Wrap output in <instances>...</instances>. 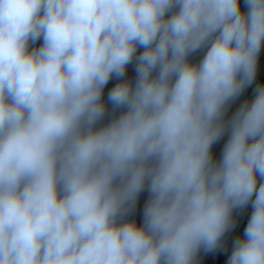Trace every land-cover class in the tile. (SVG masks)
Here are the masks:
<instances>
[{
    "label": "clouds",
    "instance_id": "obj_1",
    "mask_svg": "<svg viewBox=\"0 0 264 264\" xmlns=\"http://www.w3.org/2000/svg\"><path fill=\"white\" fill-rule=\"evenodd\" d=\"M262 49L264 0H0V264H198L249 205L264 264Z\"/></svg>",
    "mask_w": 264,
    "mask_h": 264
},
{
    "label": "trees",
    "instance_id": "obj_2",
    "mask_svg": "<svg viewBox=\"0 0 264 264\" xmlns=\"http://www.w3.org/2000/svg\"><path fill=\"white\" fill-rule=\"evenodd\" d=\"M197 57H194V59H196ZM263 64H264V49H262L261 52V56H260V70L258 71V75H257V80L256 82L250 86L249 88H247L244 93L238 98V102L239 105L241 103H244L245 101L250 100L253 95H254V89L256 87L257 84H264V76L262 74V68H263ZM134 75V73H132V76ZM115 81L110 82V84L107 86L105 92H107L108 88H110L112 86V84H114ZM107 122V120H106ZM227 137H225L223 140H221L218 144L223 145V143L226 141ZM143 203L144 201L142 200L139 205L138 208L140 209V211L142 210L143 207ZM243 220V216L242 214L237 218V222L242 221ZM248 220H243V227H246ZM237 236V229L235 228L232 232L228 233L225 237V247H227L228 249V253H231V247H232V240ZM198 264H205L203 262V260L201 258H198Z\"/></svg>",
    "mask_w": 264,
    "mask_h": 264
},
{
    "label": "crops",
    "instance_id": "obj_3",
    "mask_svg": "<svg viewBox=\"0 0 264 264\" xmlns=\"http://www.w3.org/2000/svg\"><path fill=\"white\" fill-rule=\"evenodd\" d=\"M198 58V57H197ZM132 73H133V71H132V68H131V66H130V68H129V77H132ZM262 74H263V76H264V64H263V68H262ZM254 96V95H253ZM239 106V102H238V99L236 100V101H234L232 104H231V106H230V109H229V115H231V113L233 112V111H235V109L237 108ZM222 146L223 145H221V144H216V145H214V148H213V151H214V154H215V156L218 158L219 157V155H220V151H221V148H222ZM141 198H142V200L144 201L145 199H146V194H142L141 195ZM248 208V207H247ZM246 208V209H247ZM136 220H137V222L138 223H140L141 222V211H140V209L138 208V210H137V213H136ZM248 218L247 217H244V220H247ZM240 222V221H239ZM244 224V223H243ZM243 230H244V227H243ZM206 254H204L203 252L199 255L200 257H204Z\"/></svg>",
    "mask_w": 264,
    "mask_h": 264
},
{
    "label": "built area",
    "instance_id": "obj_4",
    "mask_svg": "<svg viewBox=\"0 0 264 264\" xmlns=\"http://www.w3.org/2000/svg\"><path fill=\"white\" fill-rule=\"evenodd\" d=\"M142 201V198L140 197L139 203ZM251 213L250 209H245L242 213L243 217L248 216ZM230 254L223 251H218L216 253H210L206 254L204 257H198L203 260L205 264H226L227 258Z\"/></svg>",
    "mask_w": 264,
    "mask_h": 264
},
{
    "label": "rangeland",
    "instance_id": "obj_5",
    "mask_svg": "<svg viewBox=\"0 0 264 264\" xmlns=\"http://www.w3.org/2000/svg\"><path fill=\"white\" fill-rule=\"evenodd\" d=\"M105 122H106V121H105ZM247 209H250V211H252L250 205L248 206ZM250 215H251V213H250L248 216H246V217L249 219ZM248 219H247V220H248ZM243 220H244V217H243ZM243 220L240 221V222H237V227H236V229H237V235H241V236L243 235Z\"/></svg>",
    "mask_w": 264,
    "mask_h": 264
}]
</instances>
